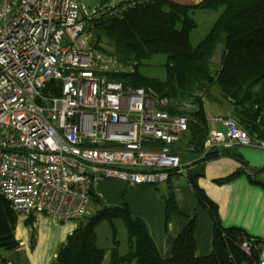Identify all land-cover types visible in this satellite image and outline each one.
Segmentation results:
<instances>
[{
  "label": "built area",
  "instance_id": "1",
  "mask_svg": "<svg viewBox=\"0 0 264 264\" xmlns=\"http://www.w3.org/2000/svg\"><path fill=\"white\" fill-rule=\"evenodd\" d=\"M124 4L99 8L118 15ZM80 11L77 0H0V195L17 214L74 221L103 179L153 185L187 177V165L209 152L264 148L228 116L198 157L182 162L190 148L176 147L187 116L172 113L174 103L154 88L121 77L130 70L90 45Z\"/></svg>",
  "mask_w": 264,
  "mask_h": 264
},
{
  "label": "trees",
  "instance_id": "2",
  "mask_svg": "<svg viewBox=\"0 0 264 264\" xmlns=\"http://www.w3.org/2000/svg\"><path fill=\"white\" fill-rule=\"evenodd\" d=\"M108 1L99 0L93 15L84 19L89 43L130 70L121 77L154 88L160 95L169 97L174 105L183 101L192 103L193 108L188 111L174 105L171 109L172 113L187 116V130L176 149L188 146V153L196 156L202 152L210 130L204 98L224 103L229 108V117L236 120L239 128L252 140L264 142V0H198L195 3L128 0L131 6L121 5L118 15L104 16L99 7ZM218 7L223 9L209 31L196 45H191L188 33L196 27L193 12ZM156 54L165 55L164 79L142 78L137 68ZM216 54L218 62L214 63ZM233 148L209 152L202 160ZM257 170H264V165ZM247 178L264 185L249 175ZM187 181L196 206L205 207L212 221L209 256H194L193 222H189L176 236L170 256L161 257L144 223L122 202L117 206L101 205L91 216L84 214L79 218L49 264H102L106 251L109 264H260L264 238L250 235L239 226H224L216 203L204 194L194 177L188 175ZM91 200L100 204L93 191ZM117 217L126 229L124 254L118 251L112 225L111 246L96 245L95 228ZM16 223L17 213L0 195V264H9L5 251L20 246L14 234ZM244 243L249 245V253L243 250Z\"/></svg>",
  "mask_w": 264,
  "mask_h": 264
},
{
  "label": "crops",
  "instance_id": "3",
  "mask_svg": "<svg viewBox=\"0 0 264 264\" xmlns=\"http://www.w3.org/2000/svg\"><path fill=\"white\" fill-rule=\"evenodd\" d=\"M175 1L195 3L198 0ZM227 116L206 114L210 129H223L219 119ZM187 155L188 159H183ZM197 157L187 150L181 154L184 163ZM201 163L204 165L202 173L192 177L204 194L216 203L221 223L239 226L250 235L264 238V185L252 183L247 178L249 175L252 180L264 183V170H257L264 165V148L234 147L191 166ZM237 171L239 173L235 174ZM233 174L235 176L223 180ZM93 192L101 205L117 206L125 202L130 213L144 223L161 257L170 256L176 236L189 222H193L194 256L211 254L212 221L205 207L196 206L187 177L176 175L153 185H128L115 179H103ZM74 222L61 223L42 214H17L14 234L28 255L25 264H49L57 247L75 227ZM29 224H35L33 246L27 242Z\"/></svg>",
  "mask_w": 264,
  "mask_h": 264
},
{
  "label": "rangeland",
  "instance_id": "4",
  "mask_svg": "<svg viewBox=\"0 0 264 264\" xmlns=\"http://www.w3.org/2000/svg\"><path fill=\"white\" fill-rule=\"evenodd\" d=\"M81 5V17L83 19L89 18L93 15L94 9L99 5V0H77ZM222 7H218L216 10L213 9H197L193 12L192 16L196 22V27L188 33V39L191 45H196L209 31L212 24L222 11ZM88 34V33H87ZM165 55L156 54L146 59L138 68L137 71L142 78L146 79H158L163 80ZM214 63L218 62V54L213 58ZM203 108L208 116H227L229 108L224 103L211 100L209 98L203 99ZM189 155L184 156L183 159H188ZM101 206V204L91 201L85 216H91ZM86 219L83 218L84 222ZM112 223V224H111ZM78 221L74 222L73 225H77ZM111 225L114 228V236L118 241V251L120 254H124L127 251V236L124 223L121 218H113L111 222L103 221L95 228L96 234V245L101 248H108L111 246ZM29 239L28 244L34 245L36 230L35 224H29ZM9 264H25L28 260V255L25 251L24 245H20L16 250H7L4 252ZM102 264H109V253L105 252Z\"/></svg>",
  "mask_w": 264,
  "mask_h": 264
},
{
  "label": "water",
  "instance_id": "5",
  "mask_svg": "<svg viewBox=\"0 0 264 264\" xmlns=\"http://www.w3.org/2000/svg\"><path fill=\"white\" fill-rule=\"evenodd\" d=\"M203 163L197 165V166H191V165H187V173L190 176L196 175V174H201L202 173V169H203ZM261 249L263 251V256H264V246H261ZM242 264H248L246 262L242 263Z\"/></svg>",
  "mask_w": 264,
  "mask_h": 264
},
{
  "label": "bare ground",
  "instance_id": "6",
  "mask_svg": "<svg viewBox=\"0 0 264 264\" xmlns=\"http://www.w3.org/2000/svg\"><path fill=\"white\" fill-rule=\"evenodd\" d=\"M78 220V219H77ZM77 220H74V221H77Z\"/></svg>",
  "mask_w": 264,
  "mask_h": 264
}]
</instances>
